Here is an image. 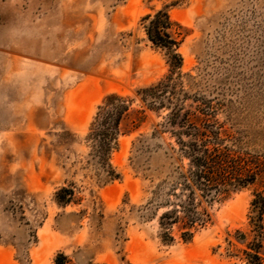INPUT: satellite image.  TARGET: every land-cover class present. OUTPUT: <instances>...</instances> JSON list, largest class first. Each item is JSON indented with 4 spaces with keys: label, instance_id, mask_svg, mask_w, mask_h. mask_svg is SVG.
Here are the masks:
<instances>
[{
    "label": "rangeland",
    "instance_id": "rangeland-1",
    "mask_svg": "<svg viewBox=\"0 0 264 264\" xmlns=\"http://www.w3.org/2000/svg\"><path fill=\"white\" fill-rule=\"evenodd\" d=\"M161 9L180 26L186 89L216 98L243 150L264 157V0H0V264H53L60 253L66 264H251L258 244L264 262L260 180L215 203L188 243L176 230L165 242L143 217L169 142L150 139L155 114L121 137L120 180L97 183L85 165L102 99L133 97L168 72L141 23ZM62 186L81 200L59 208Z\"/></svg>",
    "mask_w": 264,
    "mask_h": 264
},
{
    "label": "trees",
    "instance_id": "trees-1",
    "mask_svg": "<svg viewBox=\"0 0 264 264\" xmlns=\"http://www.w3.org/2000/svg\"><path fill=\"white\" fill-rule=\"evenodd\" d=\"M141 23L147 40L165 53L168 72L138 88L133 97L110 93L102 99L84 137L88 149L85 165L97 183L120 180L111 159L119 150L121 137L136 132L149 113L160 117L150 139L166 135L169 142L165 143L162 167L153 170L158 182L143 207V217L157 220L165 242H174L176 230L188 243L211 223L210 209L215 203L228 200L259 180L264 182V157L243 150L231 118L221 120L225 106L216 98L186 89V85L191 87L192 77L182 72L183 58L178 52L181 41L174 37L180 26L167 9L144 16ZM254 197L252 205L262 214L264 195L256 192ZM80 200L72 186H62L54 194L59 208ZM260 248L258 244L249 256L251 264L264 263ZM65 261L60 253L53 264Z\"/></svg>",
    "mask_w": 264,
    "mask_h": 264
}]
</instances>
